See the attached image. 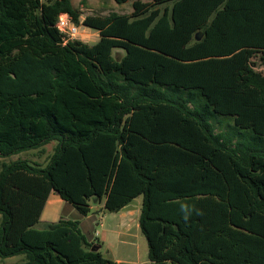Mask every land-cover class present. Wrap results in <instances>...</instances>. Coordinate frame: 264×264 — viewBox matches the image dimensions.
Here are the masks:
<instances>
[{"label":"trees","instance_id":"16d2710c","mask_svg":"<svg viewBox=\"0 0 264 264\" xmlns=\"http://www.w3.org/2000/svg\"><path fill=\"white\" fill-rule=\"evenodd\" d=\"M73 1L0 0V158L57 145L46 166L3 164L0 258L130 264L78 221L39 229L56 193L83 217L142 197L149 264H264V0H136L83 22ZM61 15L99 41H67Z\"/></svg>","mask_w":264,"mask_h":264},{"label":"rangeland","instance_id":"374dc122","mask_svg":"<svg viewBox=\"0 0 264 264\" xmlns=\"http://www.w3.org/2000/svg\"><path fill=\"white\" fill-rule=\"evenodd\" d=\"M48 2L49 0H42ZM136 0L125 5H119L112 0H74L73 5L82 13L81 22L88 16H109L111 14L130 15L133 12L132 4ZM149 2L150 0H142ZM79 27V41L90 46L99 41V34L93 30L81 26ZM261 55L253 62L256 70L264 74V64L260 61ZM215 124L217 131H230L234 124L229 118H222ZM226 120V121H224ZM232 121V122H231ZM56 143L46 146L41 154L39 151L26 152L8 159L0 158V171L3 164L16 162L18 160H28L46 166L53 155ZM142 197L134 200L126 209L120 213H107L103 210L92 211L88 217H83L76 209L69 214L68 208H73L65 203L61 208V215L72 221L82 223V231L88 241H96L104 247L101 252L104 257L112 260H122L126 263L149 264V248L145 236L142 234L139 226V219L142 211ZM95 207V206H94ZM101 207V206H100ZM100 210V209H98ZM1 223V216H0ZM81 227V226H80ZM121 227V229H120ZM44 228V223L39 229ZM123 231H128L129 236ZM98 234V235H97ZM25 261L24 256L12 258H0V264H22Z\"/></svg>","mask_w":264,"mask_h":264},{"label":"crops","instance_id":"0c3cea01","mask_svg":"<svg viewBox=\"0 0 264 264\" xmlns=\"http://www.w3.org/2000/svg\"><path fill=\"white\" fill-rule=\"evenodd\" d=\"M65 202L63 200L60 199V197L56 194V193H52L49 197V200L47 202V205L44 209V212H43V215H42V218H41V223L43 224H47V223H57L58 221H60L61 219H64V220H69L68 218L66 217H63L61 214V208H63ZM127 208V207H126ZM125 208V209H126ZM100 209V210H98ZM103 210V205L101 207H93L92 208V211H101ZM68 211H69V214L71 212L74 213L75 209L74 208H68ZM103 212V211H101ZM80 226L82 228V223H80ZM121 229V227H120ZM125 235L129 236V233L128 231H123ZM93 239H91V241L89 242H95L97 243L95 240L92 241ZM100 243V242H98ZM101 245V244H100ZM104 247V245H103ZM116 262L118 263H126L120 259L118 260H115ZM130 264H134V263H130Z\"/></svg>","mask_w":264,"mask_h":264},{"label":"built area","instance_id":"2783aa9c","mask_svg":"<svg viewBox=\"0 0 264 264\" xmlns=\"http://www.w3.org/2000/svg\"><path fill=\"white\" fill-rule=\"evenodd\" d=\"M57 29L64 35L67 41L78 40L80 37L79 27L72 22L68 15H61L59 17Z\"/></svg>","mask_w":264,"mask_h":264},{"label":"water","instance_id":"95a60500","mask_svg":"<svg viewBox=\"0 0 264 264\" xmlns=\"http://www.w3.org/2000/svg\"><path fill=\"white\" fill-rule=\"evenodd\" d=\"M195 39H196L197 42L201 41L202 40V34L198 33ZM102 248H103L102 245L96 244V245L93 246L92 252H99V251L102 250Z\"/></svg>","mask_w":264,"mask_h":264},{"label":"clouds","instance_id":"9594fccd","mask_svg":"<svg viewBox=\"0 0 264 264\" xmlns=\"http://www.w3.org/2000/svg\"><path fill=\"white\" fill-rule=\"evenodd\" d=\"M187 218H188V217H187V215H186V216H185V219L187 220Z\"/></svg>","mask_w":264,"mask_h":264}]
</instances>
